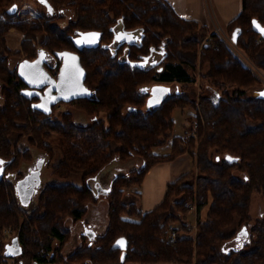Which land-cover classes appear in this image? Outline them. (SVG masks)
Returning <instances> with one entry per match:
<instances>
[{
  "label": "trees",
  "instance_id": "16d2710c",
  "mask_svg": "<svg viewBox=\"0 0 264 264\" xmlns=\"http://www.w3.org/2000/svg\"><path fill=\"white\" fill-rule=\"evenodd\" d=\"M45 1L53 9L29 20L20 18L18 0H0V264L13 257L16 263L38 264H264V216L250 227L252 193L264 195V97L255 95L256 88L247 90L261 82L258 76L218 33L181 16L168 0ZM65 6L75 12L66 27L55 20L56 10ZM254 20L264 26V0H243L242 11L227 30L232 39L237 33L236 45L264 69V38L258 41L262 34ZM118 27L135 32L138 40L122 44ZM13 28L26 34L16 51L6 37ZM88 31L100 33L98 43L77 47L74 39ZM68 50L81 55L89 95L41 107L46 87L32 90L18 68L11 67V57L26 53L24 59H35L42 54L54 73L49 57L60 58V70ZM199 68L212 90L200 97L196 138L185 142L172 136L174 111L197 109V100L168 83H195ZM160 89L166 90L164 96ZM61 104L79 107L96 120L77 124L71 111L57 117ZM101 112L106 120L97 119ZM23 136L49 150L55 138L63 154L55 174L64 179L81 174L84 183H49L34 209L26 211L17 182L10 179L20 174L22 159L31 158L29 150L18 145ZM171 137L172 150L156 153ZM184 153L195 156L197 177L189 171L171 182L163 201L149 211L127 198V189L142 185L155 164ZM133 156L144 160L142 168L116 175L107 191L88 184L115 159ZM18 180L33 183L26 175ZM102 194L109 200L108 227L65 255L62 248L72 233L63 219L82 220ZM188 200L198 203L196 230L190 227ZM175 223H181L182 230L174 240L165 229ZM244 226L250 235L239 247L226 248L231 240H239ZM13 233L16 246L7 242Z\"/></svg>",
  "mask_w": 264,
  "mask_h": 264
},
{
  "label": "rangeland",
  "instance_id": "374dc122",
  "mask_svg": "<svg viewBox=\"0 0 264 264\" xmlns=\"http://www.w3.org/2000/svg\"><path fill=\"white\" fill-rule=\"evenodd\" d=\"M19 2V15L22 19H34L38 17L43 12H48L49 9H53L52 7L46 4L44 0H18ZM57 9V16L55 20L60 23L62 26L66 27L69 24V21L75 17V12L71 7H66L63 9ZM54 12V11H53ZM59 13V14H58ZM59 15V16H58ZM211 29L212 32H216L220 35V37L226 42V44L235 52V54L244 62V64L249 67L260 79L261 82L257 84L255 87L248 88V93H251L254 88L256 90H264V69L259 66L253 59H251L250 54L246 52L244 49L236 45V43L232 40L227 28L223 29L222 27H214ZM25 33L18 29H11L6 37L7 44L13 51L22 49V41L25 38ZM42 39V38H41ZM42 41V40H41ZM260 40V38L258 39ZM40 46L39 41H35ZM37 46V47H38ZM42 55V54H41ZM63 55V54H62ZM43 56V55H42ZM26 57V53H22L20 56L11 57V67L18 68L20 62ZM49 63L54 66V73H58V64L60 62V58L57 56L49 57ZM157 82H153L152 85ZM164 83H160L159 85H163ZM4 83L0 81V105L4 104V96L2 93V87ZM151 85V86H152ZM168 85H172L173 88L176 86L182 87V89L186 90L191 98L197 100L198 108H187V107H178L174 111L175 118V131L173 133V137L180 136L183 141L188 142L191 137L197 136L199 118L197 114L201 115L200 109V97L202 95L209 94L212 90L209 82L206 79L201 77V69H198L197 72V80L195 83L191 84H182V83H168ZM150 86V87H151ZM233 87V86H232ZM151 97L154 98L156 96V86L153 87ZM32 90L39 91V88H34ZM46 95L47 92L45 91ZM42 94V93H41ZM53 95V94H51ZM50 95V96H51ZM46 97H44L45 99ZM61 111H71L74 117V120L77 124L87 125L92 124L96 118L92 115L88 114L85 110L71 106L67 104H61L56 109L55 116L59 117ZM107 114L105 112L99 113L97 119L104 118L106 120ZM187 135V136H185ZM19 137V136H18ZM173 137L168 139L167 143L159 148H155L156 153H169L172 150V142ZM58 141L53 138L51 142H49V146H51L52 150H49L46 147H41L37 145H32L28 139V136H23L18 141V145L21 149H28L31 155V158H24L20 164V174H14L11 176V180L16 183V189L18 196H20L21 206L25 208L26 211H32L34 207L37 205L38 198L43 188L49 183L53 182H74L76 184L82 185L84 183V179L81 174H74L70 178H61L54 172L55 166L62 159L63 154L61 149L57 143ZM224 154H222L223 156ZM122 164L121 168L116 167V164ZM144 165V160L139 156H133L127 160L115 159L109 165H107L101 174L106 171L105 178L107 181L116 175H130L133 171L140 170ZM164 166V167H162ZM150 171V170H149ZM148 171V173H149ZM191 171L190 174L192 177L198 176V170L196 167V159L194 155L190 153H184L177 157L173 163L171 161L165 162L164 165H161L155 171H152L150 174H146L144 184L142 185H134L130 189H127L126 196L130 200L137 202L140 209L143 211L150 210L157 205L160 201L159 198V188L161 187V183L163 181H168L171 179L174 181L186 172ZM22 172V173H21ZM237 174H240V171H236ZM100 174V175H101ZM30 177L33 183L25 182L24 180H18L20 177L24 176ZM172 177V178H171ZM89 185L92 187L99 186L101 189L99 191H107V184H101V182L97 179L93 178L91 181L89 180ZM106 185V186H105ZM165 186V183L162 187ZM191 200L186 201L189 202ZM190 209V207H188ZM208 206L204 208L203 214H206ZM109 200L107 197L102 194L100 196V200L91 203L89 205V209L82 220L75 221L71 216H66L63 219V225L69 227L71 229V237L66 242L64 247L62 248V252L66 255L73 250L76 249L77 246L81 245L84 241L94 238L96 235L103 233L109 224ZM189 222L190 227H194L196 230L197 226V211L195 209H190ZM251 221L250 227L255 224L257 218L264 216V195L261 191L255 190L252 193L251 200ZM129 218V217H128ZM136 218V217H135ZM132 219V218H130ZM175 226H179L180 230H182L181 223H175ZM173 226V224H172ZM170 226L165 229V232L169 233ZM250 231V230H249ZM195 231V235H196ZM250 233L239 235V240H231L226 244V248L231 249L233 247H239L240 242L244 240V237H248ZM13 234H10L7 238V242H10L13 246H16V243L12 241ZM240 241V242H239ZM89 242H92L89 241ZM57 245V244H56ZM15 257L10 260L15 261ZM20 264H38L35 262H30L26 260H21ZM137 264H177L174 262H145V263H137Z\"/></svg>",
  "mask_w": 264,
  "mask_h": 264
},
{
  "label": "water",
  "instance_id": "95a60500",
  "mask_svg": "<svg viewBox=\"0 0 264 264\" xmlns=\"http://www.w3.org/2000/svg\"><path fill=\"white\" fill-rule=\"evenodd\" d=\"M254 28L264 37V26L259 21L254 20ZM99 37V32L88 31L78 35L74 41L77 47L82 48L84 46L96 45L99 41ZM236 40L237 33L233 36V41ZM62 60L63 63L57 75L46 67L44 55H39L35 59H23L18 66L20 76L29 86L34 88L46 87L48 95L39 104L41 107L49 108L60 100L69 101L74 98L89 95V89L85 85L87 72L81 62L80 53L72 50L65 51ZM170 90V88H167V91ZM158 93L164 96L166 90L160 89ZM255 95L264 97V90H256ZM156 98L160 100L162 97L160 98L157 96ZM248 233L247 226H244L239 232V235Z\"/></svg>",
  "mask_w": 264,
  "mask_h": 264
},
{
  "label": "crops",
  "instance_id": "0c3cea01",
  "mask_svg": "<svg viewBox=\"0 0 264 264\" xmlns=\"http://www.w3.org/2000/svg\"><path fill=\"white\" fill-rule=\"evenodd\" d=\"M168 1L181 16L190 19H196L200 21L202 24H205L212 29L216 26L226 29L229 21L233 19L235 16H237L243 9V0H168ZM174 160H166L155 164L150 169L148 174L158 169L160 164L164 165V163L168 161H171L173 163ZM122 166H123L122 164H118V163L116 164V167L121 168ZM105 173L106 171L103 172L98 177V180L101 182V184H107V186L106 185L105 186L108 189L115 176H113L107 181V179L104 176L106 175ZM171 182H173V180L171 179L170 181V179H168V181H163L161 183L162 185L159 188L158 196L162 201L165 198V195L169 188V184ZM164 183L165 186L162 187ZM162 201H160L159 203H161ZM157 205H154V207H156ZM20 263H16L15 261L10 260L9 262L2 264H20Z\"/></svg>",
  "mask_w": 264,
  "mask_h": 264
},
{
  "label": "flooded vegetation",
  "instance_id": "af4514ba",
  "mask_svg": "<svg viewBox=\"0 0 264 264\" xmlns=\"http://www.w3.org/2000/svg\"><path fill=\"white\" fill-rule=\"evenodd\" d=\"M118 39L121 40V43H125L126 41L129 42H136L138 40V35L135 32H129L124 28L117 29Z\"/></svg>",
  "mask_w": 264,
  "mask_h": 264
},
{
  "label": "built area",
  "instance_id": "2783aa9c",
  "mask_svg": "<svg viewBox=\"0 0 264 264\" xmlns=\"http://www.w3.org/2000/svg\"><path fill=\"white\" fill-rule=\"evenodd\" d=\"M263 37L260 38V40H262ZM187 136V135H185ZM186 205L188 207H190V209H195L197 211V207H198V203L196 201H189L186 203ZM180 227L179 226H170V230H169V236L171 239H176L179 233Z\"/></svg>",
  "mask_w": 264,
  "mask_h": 264
}]
</instances>
